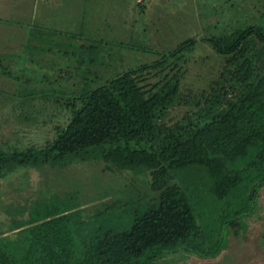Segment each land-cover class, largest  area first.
<instances>
[{"label": "rangeland", "instance_id": "obj_1", "mask_svg": "<svg viewBox=\"0 0 264 264\" xmlns=\"http://www.w3.org/2000/svg\"><path fill=\"white\" fill-rule=\"evenodd\" d=\"M263 16L264 0H0V151L44 144L66 125L65 104L87 82L103 83L127 69L150 67L138 74L146 89L176 74L182 95L195 102L208 93L222 62L202 37L233 19L252 24ZM190 38L198 41L192 52L155 66L161 54ZM187 110L194 109L170 110L164 122L173 124ZM262 147L245 151L240 166L235 159H211L208 172L193 167L163 173L157 164L118 170L95 148L52 166L8 164L0 170V238L14 239L19 222L49 211L85 209L81 219L87 220L103 212L102 203L115 207L111 226L119 227L146 205L158 207L160 192L176 181L202 199L196 217L206 221L207 208L219 211L222 203L211 189L217 182L228 187L243 166L256 167ZM257 196L258 210L232 225V237L251 246L236 253L235 264H264V188Z\"/></svg>", "mask_w": 264, "mask_h": 264}, {"label": "trees", "instance_id": "obj_2", "mask_svg": "<svg viewBox=\"0 0 264 264\" xmlns=\"http://www.w3.org/2000/svg\"><path fill=\"white\" fill-rule=\"evenodd\" d=\"M263 19L252 24L233 19L235 23L231 20L202 37L222 62L208 93L195 102L182 95L176 74L159 86H141L138 74L150 67L124 70L103 83L87 82L65 104L70 115L66 125L56 127L54 137L42 145L0 151V170L8 164L52 166L93 148L118 170L157 164L163 173L193 167L209 170V161L220 158L230 163L235 159L240 166L245 151L261 144L264 154ZM197 43L195 38L186 39L161 54L155 66L183 58ZM124 46L134 49L129 43ZM177 107L194 110L171 125L165 123L166 114ZM261 160L256 167L243 166L245 171L228 187L215 184L211 195L220 199L221 208H207L206 221L196 217L195 204L202 199L192 195L189 185L176 181L160 192L158 207L146 205L119 227L111 226L118 214L115 207L105 203L103 212L87 220L81 219L85 209L72 208L19 222L13 228L19 229L14 239L0 238V264H235L236 253H248L251 246L244 237H232V225L258 210L264 155ZM245 181L250 189H241Z\"/></svg>", "mask_w": 264, "mask_h": 264}]
</instances>
